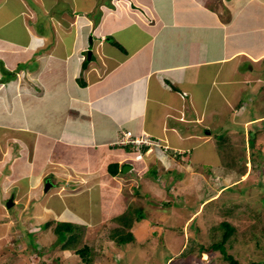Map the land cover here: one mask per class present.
I'll return each instance as SVG.
<instances>
[{"label": "crops", "instance_id": "crops-1", "mask_svg": "<svg viewBox=\"0 0 264 264\" xmlns=\"http://www.w3.org/2000/svg\"><path fill=\"white\" fill-rule=\"evenodd\" d=\"M260 101L264 0H0V197L37 194L59 214L111 190L113 216L144 206L133 187L157 163L156 178L186 174L171 186L211 183L226 139L264 120ZM127 130L160 146L136 158L116 144Z\"/></svg>", "mask_w": 264, "mask_h": 264}, {"label": "rangeland", "instance_id": "rangeland-1", "mask_svg": "<svg viewBox=\"0 0 264 264\" xmlns=\"http://www.w3.org/2000/svg\"><path fill=\"white\" fill-rule=\"evenodd\" d=\"M261 102L263 106L264 102ZM252 107L250 112L255 114L259 109ZM262 126L264 120L251 125L253 131L247 136L249 140L243 134L239 139H226L224 154L219 158L223 165L210 170L213 174L211 183L200 180L199 186L194 183L185 187L171 186L178 176L186 177V174L183 170L172 168V179L160 177L161 173L156 178L158 172L155 170H164L160 163H157L159 167L153 166L149 171L140 172L141 176H138L141 178L133 191L138 192V202L144 205V218L132 229L135 239L124 247L108 238L114 224L112 218L119 215L116 211L113 216L108 213L109 208L104 202L113 194L111 190L104 191V197L99 188L93 189L92 195L68 197L69 203L82 216L74 213L77 209L55 214L51 206L38 204L43 198L37 199V194L15 198L14 204L7 207V201L15 190H11L9 195L4 193L0 197V264H54L56 258L60 264H85L74 248L61 249L54 225L39 229L40 224L51 218L74 220L84 226L78 246L88 244L91 247V252L95 254L93 264H230L221 250H209L208 253L201 250L203 246L221 243L222 234L227 229L225 224L221 225L223 221L233 227L225 244L237 264H264V188L259 185H264ZM257 130L260 136L254 137ZM252 137L255 138L254 143ZM149 140L150 144H158ZM10 163L11 160L8 165ZM202 168L210 169L208 165ZM207 170L200 172L206 175ZM231 170L233 174L230 175ZM165 174L168 175V172ZM145 177L152 178L153 182H146ZM48 179L53 180L54 177ZM130 191L128 186L122 193L130 195ZM54 196L50 201L57 205L59 198L62 200L67 194L59 191ZM129 207L126 204L125 212ZM103 211L108 215L104 212L106 216H101ZM49 212L52 215L47 214Z\"/></svg>", "mask_w": 264, "mask_h": 264}, {"label": "trees", "instance_id": "trees-1", "mask_svg": "<svg viewBox=\"0 0 264 264\" xmlns=\"http://www.w3.org/2000/svg\"><path fill=\"white\" fill-rule=\"evenodd\" d=\"M254 139L255 138L253 137L251 138L252 143H254ZM126 146H129L130 149L132 147L134 148V146L130 144ZM260 154L258 155L260 156ZM178 157L180 158L181 156ZM259 185L264 188V185L262 183H260ZM143 210L144 206L142 205H131L128 208L127 212L119 214L118 216H114L112 218L114 224L111 225L112 229L108 238L114 240L116 244L121 247H124L130 241L134 240L135 234L132 229L143 220ZM224 224L225 226H227V229L222 234L221 243H212L210 246H203L201 250L207 253L209 252V250H221L223 257H227L226 260H228L230 264H237L234 256L228 253L225 244L230 238L233 227L227 221L221 222V225ZM53 225L55 226L54 232L58 238V241L60 242L61 249L74 248L75 253H78L79 256H81L82 262H85V264H93L95 254L91 252V247L88 244H84L83 247L78 246V243L82 238L81 231L84 228L83 225L72 221L56 220L54 218H51L40 224L39 229H46ZM28 231L30 232L31 230ZM33 232L35 233L34 230ZM53 263L59 264L58 258H56Z\"/></svg>", "mask_w": 264, "mask_h": 264}, {"label": "built area", "instance_id": "built-area-1", "mask_svg": "<svg viewBox=\"0 0 264 264\" xmlns=\"http://www.w3.org/2000/svg\"><path fill=\"white\" fill-rule=\"evenodd\" d=\"M150 138L145 136V135H134L131 130H127L123 133V135L116 141V144L119 145H132L134 146L137 150L140 151V148L144 144H150L151 141L149 140ZM138 157H141L140 152L137 154Z\"/></svg>", "mask_w": 264, "mask_h": 264}, {"label": "water", "instance_id": "water-1", "mask_svg": "<svg viewBox=\"0 0 264 264\" xmlns=\"http://www.w3.org/2000/svg\"><path fill=\"white\" fill-rule=\"evenodd\" d=\"M92 55V50H89L88 51V58H90ZM131 168V166L129 164H126L123 168V171H127ZM52 185L51 182H47L46 186H45V190H48V188ZM14 204V201H13V197L9 198L8 201H7V207H10L11 205Z\"/></svg>", "mask_w": 264, "mask_h": 264}, {"label": "clouds", "instance_id": "clouds-1", "mask_svg": "<svg viewBox=\"0 0 264 264\" xmlns=\"http://www.w3.org/2000/svg\"><path fill=\"white\" fill-rule=\"evenodd\" d=\"M248 139H249V138H248ZM248 142H249V141H248ZM138 151H139V150H138ZM139 152H140V154H141V156H142V152H141V151H139ZM139 152H138V153H139ZM138 153H137V154H138ZM139 158H140V157H139Z\"/></svg>", "mask_w": 264, "mask_h": 264}, {"label": "bare ground", "instance_id": "bare-ground-1", "mask_svg": "<svg viewBox=\"0 0 264 264\" xmlns=\"http://www.w3.org/2000/svg\"><path fill=\"white\" fill-rule=\"evenodd\" d=\"M145 145V144H144ZM49 189V188H48ZM45 191H47V190H45ZM13 197V196H12ZM13 201H14V198H13Z\"/></svg>", "mask_w": 264, "mask_h": 264}]
</instances>
